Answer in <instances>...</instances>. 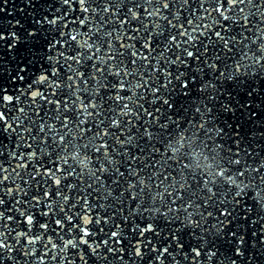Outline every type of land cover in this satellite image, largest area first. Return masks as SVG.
I'll return each instance as SVG.
<instances>
[{
  "label": "snow or ice",
  "instance_id": "snow-or-ice-1",
  "mask_svg": "<svg viewBox=\"0 0 264 264\" xmlns=\"http://www.w3.org/2000/svg\"><path fill=\"white\" fill-rule=\"evenodd\" d=\"M0 264H264V0H0Z\"/></svg>",
  "mask_w": 264,
  "mask_h": 264
}]
</instances>
